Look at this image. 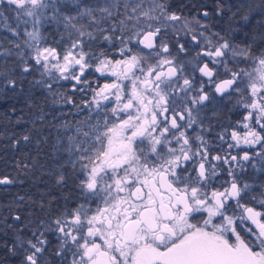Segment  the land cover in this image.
<instances>
[{
	"label": "snow or ice",
	"instance_id": "snow-or-ice-1",
	"mask_svg": "<svg viewBox=\"0 0 264 264\" xmlns=\"http://www.w3.org/2000/svg\"><path fill=\"white\" fill-rule=\"evenodd\" d=\"M0 4L7 5L0 10L2 26L17 41L23 27L24 37L23 47L8 40L18 50L19 72L5 75L3 99L10 98L8 92L23 94L27 76L38 72L39 79L28 81L31 87L52 92L53 83L72 81L71 91H90L91 100L76 103L73 95H62L63 103L77 109L94 105L113 118L105 115L102 124L83 131L93 139L88 147L77 145L80 155L71 162L74 168L78 164L77 187L95 209L80 204L49 219L24 222L20 214L12 215L21 223L7 225L10 240L3 238L8 231L0 236V264H264V180L259 197L248 200L257 188L244 179L249 166L264 172V0L235 5L233 16L261 17L258 28L239 42L235 29L213 31L210 22L189 21L165 0L141 15L161 22L183 19V37L179 30L168 36L166 24L129 29L123 20L118 35L115 26L108 33L100 25L118 13L119 0L99 8L86 0ZM214 12L224 14L222 0ZM200 15L210 13L204 9ZM93 44L99 51L84 50ZM190 48L195 55L187 59ZM247 64L255 67L249 71ZM189 66L192 74H186ZM90 72L105 82L93 87ZM220 107L236 118L221 125L216 145L204 135L213 127L205 121L217 117ZM225 143L226 150H216ZM15 182L0 177V185ZM64 182V175L57 177V184Z\"/></svg>",
	"mask_w": 264,
	"mask_h": 264
},
{
	"label": "trees",
	"instance_id": "trees-1",
	"mask_svg": "<svg viewBox=\"0 0 264 264\" xmlns=\"http://www.w3.org/2000/svg\"><path fill=\"white\" fill-rule=\"evenodd\" d=\"M86 2L99 8L107 6L115 0H86ZM119 2L121 7L118 13L100 25L104 29V25H111L108 33L111 32L113 26L120 25L122 20L125 25H160L156 21L142 16L141 13L144 12V6L155 7V4L161 0H119ZM165 2L171 5L172 11H176L183 17L197 19L200 16L201 8L198 0H165ZM241 2L244 1L236 0L231 10L232 13L237 12L235 5ZM125 3L128 5L127 8L124 7ZM136 5H140V7L135 13H132L131 9ZM128 11L131 12L129 13L132 16L131 20L127 19L128 15L125 14ZM97 14L100 15L99 12ZM155 14L151 13V15ZM13 15L11 12H5L7 17ZM242 15L243 12L237 13L231 19V22H235L233 25L221 26L215 31L235 29L233 35L236 37V41H242L245 33L251 34L258 28L257 23L260 19V16L253 13L250 15L249 21H244L241 19ZM250 22L253 25H250ZM9 23L15 26L16 21L9 20ZM2 25H4V21L0 20V177L7 175L16 182L0 185V236H3L4 231H8L9 235L3 236V238L10 240L8 224L18 225L25 219L33 221L49 219L65 210L71 211L82 200L81 190L77 187L79 183L78 164L74 168L71 162L77 160L80 155L77 145L81 147L90 145V137L85 138L82 135L83 131L89 130V125L85 124V121L102 119L103 115L94 106L91 108L82 106V109H77L73 105L63 103L62 95H73L76 103L89 100L90 91L86 93L71 91V84L74 83L72 81L53 83L52 92H48L42 86L31 87L28 81L39 79L38 72L27 76V80L23 82V94L8 92L7 95L10 98L3 99L5 75L19 72L17 66L19 61L15 55L18 50L13 47V44L8 43V40L19 42L23 47L24 37L23 27L20 29L21 38L17 41L15 37L11 36V33L6 31V26ZM115 27L118 35L119 28ZM61 31H63L62 27ZM47 43H52L51 38ZM65 43L69 45L71 43V39L67 35ZM10 48L13 50V55L9 57L5 55V52ZM59 48L63 51L64 45L61 44ZM84 50L99 51V48L93 44L91 48L86 46ZM45 79L47 80V78ZM89 80L91 82L90 78ZM93 87L95 86L93 85ZM29 95L32 106L28 104ZM12 107H15L16 111H11ZM90 112L91 116H89ZM42 114L44 118L40 120L38 117ZM18 118L19 123H17ZM78 129L81 131H77ZM25 134L30 137L28 141L22 139ZM70 137L73 139L70 140ZM14 141H16L15 145ZM69 148L71 151H68ZM24 165H28V167L25 168ZM60 175L65 176L63 184H57V177ZM18 197H23V199H18ZM14 214H20L22 221H13L11 217ZM6 217L7 219H5Z\"/></svg>",
	"mask_w": 264,
	"mask_h": 264
},
{
	"label": "flooded vegetation",
	"instance_id": "flooded-vegetation-1",
	"mask_svg": "<svg viewBox=\"0 0 264 264\" xmlns=\"http://www.w3.org/2000/svg\"><path fill=\"white\" fill-rule=\"evenodd\" d=\"M244 1V3H247L248 0H242ZM221 0H198V4L200 5L201 11L204 9H207L210 13L209 17H203V16H199L197 19H199L201 21V23H205V22H210L212 25V30L215 31V29H219L221 26H225V25H233L235 22H231V19L233 17V13H232V8L234 7L233 4L236 2V0H222V3L225 5V12L222 16H216L215 12L213 11L217 4L220 3ZM7 5L6 4H0V10H3L4 8H6ZM149 7L146 5L143 7L144 12H150L146 11ZM154 8L153 6H151V9ZM211 12H213V14H211ZM128 13V14H127ZM129 13H131L130 11L126 12L125 14L128 16ZM201 13V12H200ZM227 18H229V20H227ZM252 18V17H251ZM259 21L261 20V17H259ZM189 19V18H187ZM210 20V21H209ZM250 25H253L252 22H250ZM259 22L257 23L258 26ZM105 29H107L108 31H110V26L111 25H104ZM118 28H120V25H115ZM126 27H128L129 29H131L133 26L136 25H125ZM139 26H144L146 27L147 25H139ZM156 26H162L164 27L165 25H153V27ZM195 27V25H193ZM176 30H179V35L181 37H183L184 35V28L183 25H167L166 27V32L167 35L170 37H174ZM102 46L107 49L108 48V44L106 42L102 43ZM173 50L175 51V46L173 45ZM146 51V50H145ZM62 52V51H61ZM195 55V49H191L189 50L188 53V57L187 59H191L192 56ZM154 62V60L152 61ZM244 67H247V69L249 71H251L254 67V64H247V65H243ZM190 69V66H189ZM186 74H192L191 73V69L189 70V73ZM195 75L197 76V80H199V74L195 73ZM88 79H91V83L96 86L97 83L103 84L105 82V78L101 77L99 73H95V72H90L88 74ZM108 81H111L113 78L112 77H108L107 78ZM91 96L92 93H90L89 95V100H91ZM94 106V105H92ZM95 107V106H94ZM108 107H111V105H108ZM213 105L211 103H209V107L206 110V115L211 117L212 115V109H213ZM217 111V117H212V119L206 120L205 123H211L212 124V131L210 133H204V135L212 140L215 141L216 145H220L221 142L216 138V134L219 133L221 131V125H227L228 122L231 120L234 122L235 120V116H233L231 113H229L227 111L226 107H220L216 109ZM103 118L102 119H90V120H86L85 124L87 125H91V124H95L97 121H99L101 124L104 122V117L105 115L109 116V120L111 121V119H113L110 115V113H105L102 112ZM87 122V123H86ZM191 132V130H189ZM230 138V137H229ZM93 139V137L89 138V142L91 143V140ZM227 149V145L226 143L222 145V149L221 148H217V151H222V150H226ZM237 150H233V154H235ZM227 178L226 176V172L221 175V177L219 178V181L222 182L223 180H225ZM244 179L247 180L249 183H252L254 186H256L257 191L255 192H251L249 193V196L247 197L248 200H251V196L255 195L257 197H259V184L261 180H264V172H259L255 169H252L250 166L247 168V171L244 173ZM80 204H85L86 207H91L92 209H95L96 204L95 203H91L89 201H86L84 196L82 197V200L78 203V205ZM77 205V206H78ZM76 206V207H77Z\"/></svg>",
	"mask_w": 264,
	"mask_h": 264
},
{
	"label": "rangeland",
	"instance_id": "rangeland-1",
	"mask_svg": "<svg viewBox=\"0 0 264 264\" xmlns=\"http://www.w3.org/2000/svg\"><path fill=\"white\" fill-rule=\"evenodd\" d=\"M149 10H151V7H149L146 11H149ZM189 21H192L193 19H188ZM152 21V20H151ZM184 20L182 19L181 21H178V22H161V21H156V23H159L160 25H184ZM193 25H195L194 24V22H193ZM254 67H255V65H254ZM253 67V68H254Z\"/></svg>",
	"mask_w": 264,
	"mask_h": 264
}]
</instances>
